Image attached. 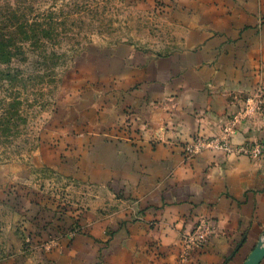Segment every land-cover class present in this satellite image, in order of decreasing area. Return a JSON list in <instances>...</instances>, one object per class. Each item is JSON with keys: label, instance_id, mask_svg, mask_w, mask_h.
<instances>
[{"label": "crops", "instance_id": "crops-1", "mask_svg": "<svg viewBox=\"0 0 264 264\" xmlns=\"http://www.w3.org/2000/svg\"><path fill=\"white\" fill-rule=\"evenodd\" d=\"M173 2L182 46L108 52L100 110L89 105L52 149L75 179L128 205L84 213L81 232L43 259L0 264H176L181 233L201 225L215 232L184 264L251 259L264 235V93L260 110L243 107L264 90V0ZM255 141L258 159L234 150Z\"/></svg>", "mask_w": 264, "mask_h": 264}, {"label": "rangeland", "instance_id": "rangeland-1", "mask_svg": "<svg viewBox=\"0 0 264 264\" xmlns=\"http://www.w3.org/2000/svg\"><path fill=\"white\" fill-rule=\"evenodd\" d=\"M177 7L173 0H0V257L43 259L81 232L84 213L128 205L75 179L52 149L91 104L100 110L108 52L182 46ZM189 237L197 233H181L176 264L195 251Z\"/></svg>", "mask_w": 264, "mask_h": 264}, {"label": "built area", "instance_id": "built-area-1", "mask_svg": "<svg viewBox=\"0 0 264 264\" xmlns=\"http://www.w3.org/2000/svg\"><path fill=\"white\" fill-rule=\"evenodd\" d=\"M263 93L264 90L262 88H259L258 90L255 91V93L247 96L245 101V106L243 107L244 112L248 114L249 112H255L260 110L263 105V97H262ZM203 143L204 142L202 141H198L196 144L193 143L192 145H189L186 148V150L190 153L195 152L200 146L204 145ZM223 147L229 149L230 146L228 145V143H224ZM234 150H237L242 153H246L253 159L259 158L263 154L262 145L258 141H255L248 145L247 144L241 145L239 147H236V149ZM193 230L197 233V237H194L195 239H193V237H189V240H187L186 242L187 244L189 243L191 246L195 247L194 248L195 251L200 250L204 246L208 235L215 232L213 228L210 227L209 225H201L195 227ZM188 256L189 254L186 256H182L183 263L186 262Z\"/></svg>", "mask_w": 264, "mask_h": 264}, {"label": "water", "instance_id": "water-1", "mask_svg": "<svg viewBox=\"0 0 264 264\" xmlns=\"http://www.w3.org/2000/svg\"><path fill=\"white\" fill-rule=\"evenodd\" d=\"M264 254V245L260 244L257 248L253 251L251 255V259L246 264H257L259 259Z\"/></svg>", "mask_w": 264, "mask_h": 264}]
</instances>
